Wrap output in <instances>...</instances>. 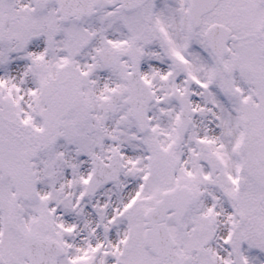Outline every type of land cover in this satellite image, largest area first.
<instances>
[{
	"label": "snow or ice",
	"instance_id": "snow-or-ice-1",
	"mask_svg": "<svg viewBox=\"0 0 264 264\" xmlns=\"http://www.w3.org/2000/svg\"><path fill=\"white\" fill-rule=\"evenodd\" d=\"M0 264H264V0H0Z\"/></svg>",
	"mask_w": 264,
	"mask_h": 264
}]
</instances>
